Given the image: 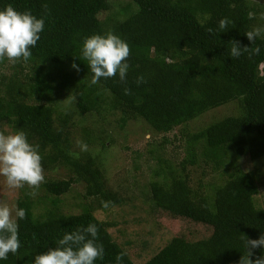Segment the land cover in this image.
Returning <instances> with one entry per match:
<instances>
[{"label": "trees", "instance_id": "trees-1", "mask_svg": "<svg viewBox=\"0 0 264 264\" xmlns=\"http://www.w3.org/2000/svg\"><path fill=\"white\" fill-rule=\"evenodd\" d=\"M130 1L137 9L113 20L107 15L102 19L97 16L107 9L106 0H0V10L11 4L17 11L31 10L37 18L45 19L39 41L30 48L31 58L12 63L9 74L0 72V126L9 124L14 132L24 131L30 144L40 146L42 161H57L72 173L67 178H45L35 201L28 195L33 189L22 188L15 199V206L26 211L25 219L18 220L21 247L0 264H33L36 255L56 247L65 233L89 223L97 225V243L103 244L105 252L94 264H116L120 253H124L121 264H134L92 214L93 207L102 206L101 201L120 203L122 199L104 186L103 173L88 150H69L66 125L71 113L55 108V90H74L78 116L98 109L94 106L96 96L107 90L110 107L119 111L122 126L127 119H139L155 134H164L208 109L237 100L238 115L184 133L181 170L184 164L195 163L193 142L199 139L204 141L200 154L216 167L223 163L228 148L234 157L256 159L264 155V67H259L264 63V38L252 43L245 35L254 27L264 26L262 4L251 0ZM45 3L48 13L41 7ZM223 18L233 23L219 32L218 22ZM109 32L130 47L127 83L122 84L117 75L89 86L93 73L82 56L83 42L91 35ZM232 40L242 47H259L260 53L234 58L230 55ZM73 63L80 69V78L71 80L68 68ZM26 68L30 72L22 71ZM141 75L146 83L137 85L135 80ZM125 87L131 89V95L124 94ZM91 131L84 126L80 140L104 147L101 130L98 135ZM45 148L51 152L44 155ZM155 175L158 178L149 181L143 195L150 208L168 218L205 224L209 233L191 240L174 235L142 264H238L245 251L241 233L250 239L264 234V210L252 199L257 191L252 170L228 173L214 187L210 199L192 189L187 175L175 168L157 169ZM76 182L82 185L80 196L90 200L80 204L78 213L59 212V195ZM35 207L42 210L34 212ZM253 253V260L262 257L264 248Z\"/></svg>", "mask_w": 264, "mask_h": 264}, {"label": "rangeland", "instance_id": "rangeland-1", "mask_svg": "<svg viewBox=\"0 0 264 264\" xmlns=\"http://www.w3.org/2000/svg\"><path fill=\"white\" fill-rule=\"evenodd\" d=\"M251 1L262 4L261 9L264 10V0ZM106 2L108 7L98 13L99 19L107 15L113 20H121L137 9L130 0ZM10 65L12 63L5 58L0 65V72L11 73ZM259 67H264V63ZM22 71L30 72L28 68ZM68 71L71 80L80 78L79 72L75 69L69 67ZM2 90L3 87L0 85V96L3 94ZM55 91L58 93L54 98L55 108L60 111L70 110L71 113L70 119H67L66 135L72 153L81 151L76 141L82 139L81 130L84 126L91 128L92 135H98V130H101L99 136L104 137V147L98 144L88 145V151L98 162L103 173L104 186L114 191L122 201L110 203L108 208L93 207L92 214L134 264H142L174 235H182L185 239L191 240L209 233V227L205 224L182 217L168 218L150 208L144 196L149 181L158 178L155 175L157 169L160 171V168L166 169L170 166L181 175L185 173L192 189L206 195L208 199L214 187L220 185L228 173L252 170L257 183L253 203L264 210V155L256 159H250L247 155L234 157L233 150L228 148L223 155V163L216 167L200 154L204 141L199 139L193 142L197 153L195 163L192 165L186 163L181 170L180 162L185 158L184 133H194L217 119L238 115L237 100L208 109L191 121L175 126L164 134H155L149 132L147 125L139 119H127L122 126L119 111L110 107L111 97L107 90L100 91L96 96L94 106L98 109L91 110L83 116H78L75 112L76 96L73 89ZM0 132L10 134L14 131L9 124H1ZM48 152L51 150L45 148L42 153L45 155ZM42 167L45 178L59 179L72 175L66 166L57 161L51 163L42 161ZM21 190L22 188L10 189L5 183V178L0 176V204L6 203L12 207L15 205V199L21 195ZM82 191L81 182L71 184L68 191L59 195V212L73 214L80 212V204L90 200L89 196L87 198L80 196ZM38 193L39 190L30 198L35 201ZM33 210L37 212L42 209L35 207Z\"/></svg>", "mask_w": 264, "mask_h": 264}, {"label": "clouds", "instance_id": "clouds-1", "mask_svg": "<svg viewBox=\"0 0 264 264\" xmlns=\"http://www.w3.org/2000/svg\"><path fill=\"white\" fill-rule=\"evenodd\" d=\"M41 7L45 13H48L46 3ZM203 23L201 21V25ZM232 23L228 18L221 19L217 31H226ZM44 28V17L37 18L31 10L20 12L11 4L0 10V61L7 58L13 64L21 59L27 62L32 56L30 48L36 46ZM206 31L209 34L213 33L212 28H207ZM245 35L252 43L257 38H264V26L254 27ZM230 44V55L234 58H239L245 53L249 56L260 53L259 47H242L236 40L230 41ZM82 56L88 61L93 73L89 86L98 84L102 78L109 79L117 75L122 84L127 83L126 75L130 65L126 61L130 56V47L118 35L109 32L105 35L94 34L85 38ZM71 67L76 71L80 70L76 63ZM135 83L139 85L146 83V80L141 75L136 78ZM124 94L131 95V89L125 87ZM76 144L82 152L88 150V145L83 141L77 140ZM39 147L38 144H30L27 134L22 130L10 134L0 132V176L5 178L7 187L20 189L27 185L33 189L28 193L29 196L34 197L37 194L36 190L45 182ZM110 203L101 201L104 208H108ZM25 217V209L15 205L9 207L6 203L0 204V260H6L10 253L16 254L21 247L18 220H23ZM239 239L245 251L238 264H264V256L251 259L254 249L264 248V234L258 239H250L241 233ZM97 240V225L89 223L87 227L65 233L63 238L56 242V247L36 255L33 264H94L96 260H102L105 254L103 244L97 243ZM123 256L124 253L116 256V264H121Z\"/></svg>", "mask_w": 264, "mask_h": 264}]
</instances>
